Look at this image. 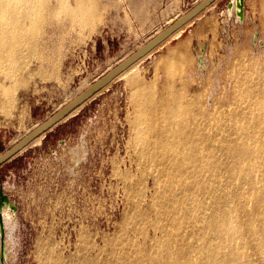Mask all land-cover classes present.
I'll return each instance as SVG.
<instances>
[{"label": "rangeland", "instance_id": "1", "mask_svg": "<svg viewBox=\"0 0 264 264\" xmlns=\"http://www.w3.org/2000/svg\"><path fill=\"white\" fill-rule=\"evenodd\" d=\"M87 1L94 18L84 26L69 22L68 29L57 34L61 41L53 46L58 60L54 74H38L41 61H31L21 74L26 84L13 92L15 106L7 112L0 106V154L201 0ZM229 1H216L181 32L197 33L198 42H208L210 58L216 53L221 57V85L214 93L220 103L234 92L229 76L232 69L239 71V65H231L234 59L241 62L246 53L249 62L260 56L264 60V46L259 44L261 50H255L250 38L254 29L264 36V0H246L249 32L241 34L231 21L233 38L228 40L236 48L229 59L220 52L227 39L222 30ZM179 36L165 41L0 167V186L17 206L14 225L8 236L5 232L6 264H85L89 257L104 258L99 251L112 241L119 243L118 235L126 227L130 190L140 189L139 199L148 207L157 184L155 175L138 163L134 125L141 99L132 79L137 78L143 88L139 92L149 91V100L156 101L153 108L159 112L171 97L178 102L172 93L207 92L211 77L196 78L190 65L198 54V43L178 49L174 58L180 66L177 71L176 67L168 70L173 60L164 54ZM248 222L246 228L251 225Z\"/></svg>", "mask_w": 264, "mask_h": 264}, {"label": "bare ground", "instance_id": "2", "mask_svg": "<svg viewBox=\"0 0 264 264\" xmlns=\"http://www.w3.org/2000/svg\"><path fill=\"white\" fill-rule=\"evenodd\" d=\"M88 2L0 0V106L5 112L15 106L13 92L26 84L21 74L31 61H41L38 74H54L58 60L53 46L61 41L57 34L66 31L69 22L84 26L94 18ZM239 2L228 4L222 30L227 39L220 52L228 59L237 45L228 40L233 38V23L241 34L249 32L246 6L242 9ZM250 38L255 50L264 46L257 29L250 31ZM209 49L207 41L199 42L193 70L200 80L211 76L207 92L172 93L178 102L171 97L158 112L149 91L139 92L136 85L141 100L135 148L138 163L155 175L157 190L148 207L139 199L140 189L130 190L133 197L120 242L108 243L99 251L104 258L89 257L85 264H264V60L260 56L249 62L246 53L241 62L234 59L231 65H239V71L228 73L234 92L220 103L214 93L221 85L223 62L217 53L211 59ZM137 80L133 78L134 84ZM16 212L10 200L1 206L2 264L8 261L5 232L8 236Z\"/></svg>", "mask_w": 264, "mask_h": 264}, {"label": "water", "instance_id": "3", "mask_svg": "<svg viewBox=\"0 0 264 264\" xmlns=\"http://www.w3.org/2000/svg\"><path fill=\"white\" fill-rule=\"evenodd\" d=\"M218 0H201L195 4L187 12L177 17L163 30L157 32L153 37L143 43L134 52L128 55L125 59L119 62L117 65L108 70L104 75L94 81L85 90L74 97L70 102L52 114L44 122L39 124L36 128L31 130L13 146L5 150L0 154V167L6 162L14 158L17 154L23 151L30 143H32L38 137L44 135L51 130L55 125L61 122L63 119L72 114L76 109L81 107L88 100L92 99L96 94L110 85L115 79L120 77L125 71L130 69L133 65L147 57L150 53L154 52L160 45L170 39L177 31L189 25L198 15H200L205 9ZM232 0L229 1L230 4ZM245 0H240L239 4L242 9L245 8ZM1 179V178H0ZM10 200L9 197L3 192L0 186V211L2 204ZM14 206H16L14 204ZM17 207V206H16ZM1 216V213H0ZM4 251H2L1 259L4 260Z\"/></svg>", "mask_w": 264, "mask_h": 264}, {"label": "crops", "instance_id": "4", "mask_svg": "<svg viewBox=\"0 0 264 264\" xmlns=\"http://www.w3.org/2000/svg\"><path fill=\"white\" fill-rule=\"evenodd\" d=\"M172 43V42H171ZM199 44V42H198V35H197V33H195V32H189V33H187V34H181V36H179L178 38H177V40H176V42L174 43V44H170V46L168 47V49L166 50V52H165V58L168 60L169 58L170 59H172L173 61H171L172 63L171 64H169V68H168V70L170 69V67H171V69L173 68V67H176L175 69L173 68V70H175V71H177V68L180 66V62H179V60H177L176 58L174 59V53L176 52V50H178L179 48H187L188 46H191L192 44ZM197 44V45H198ZM174 49V50H173ZM173 53V54H172ZM172 54V55H171ZM170 56V57H169ZM190 65H194V60H192V61H190ZM134 78V77H133ZM133 80V79H132ZM138 81V80H137ZM136 81V82H137ZM136 82H135V87H136V85H137V89H139L138 88V85H140V84H136ZM134 83V82H133ZM138 83V82H137ZM141 86V85H140ZM136 89V91H138Z\"/></svg>", "mask_w": 264, "mask_h": 264}, {"label": "built area", "instance_id": "5", "mask_svg": "<svg viewBox=\"0 0 264 264\" xmlns=\"http://www.w3.org/2000/svg\"><path fill=\"white\" fill-rule=\"evenodd\" d=\"M221 15H223V14L221 13Z\"/></svg>", "mask_w": 264, "mask_h": 264}]
</instances>
